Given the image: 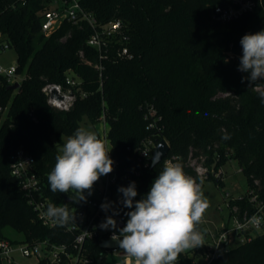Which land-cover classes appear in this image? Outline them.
Listing matches in <instances>:
<instances>
[{"label":"trees","instance_id":"16d2710c","mask_svg":"<svg viewBox=\"0 0 264 264\" xmlns=\"http://www.w3.org/2000/svg\"><path fill=\"white\" fill-rule=\"evenodd\" d=\"M82 3L100 24L122 20L128 35V40L122 35L111 40L102 71L97 67L99 52L88 43L93 28L87 21H65L46 36L41 32V16L47 0L25 4L0 0V29L17 51L18 71L29 74L18 89H9L0 74V106L5 108L0 114V240L9 238L3 229L10 226L23 232L29 242L49 238L71 246L74 233L67 225L51 228L38 219L21 179L12 173L11 156L21 147L32 154L42 199L47 205L67 204L74 214L86 202L75 203L74 190L53 193L47 176L55 166L62 136H71L82 127L85 116L96 123L104 112L113 155L120 161V173L127 175L114 184L115 190L134 181L135 200L148 193L165 160L152 167L151 155L140 159L139 151L147 140L158 144L165 138L170 144L167 157L175 155L186 175L198 182L202 178V187L210 178L222 185V174L216 176L212 170L237 160L248 190L230 200L231 214L242 216L253 212L258 202L264 203V102L260 95L264 79L250 83L242 80L248 73L238 70L241 38L264 30V0L254 11L230 22L213 17L214 7L222 0ZM125 45L132 57L119 56ZM68 74L81 80L87 95L62 111L48 103L43 86L66 84ZM152 107L155 115L150 114ZM225 135L230 139H223ZM193 159L208 167L207 176L197 174ZM121 209L123 214L131 210L122 205ZM204 227L203 223L197 226L202 233ZM87 252L95 259H106L98 241L91 242ZM211 264H264V231L229 248Z\"/></svg>","mask_w":264,"mask_h":264},{"label":"built area","instance_id":"2783aa9c","mask_svg":"<svg viewBox=\"0 0 264 264\" xmlns=\"http://www.w3.org/2000/svg\"><path fill=\"white\" fill-rule=\"evenodd\" d=\"M224 3H218L213 9V17L222 22H230L235 20L245 13L254 11L258 5L263 3V0H222ZM21 4H25L27 0H18ZM16 4H13L15 6ZM65 21H70L74 24H80L82 21H87L93 28V32L88 39L89 45L96 48L99 52L100 60L97 67L100 71L104 69L103 59L107 57L109 44L118 35H122L123 39L128 40V35L124 33V23L117 19L104 24H100L94 14L88 11L82 3V0H47L46 9L43 10L41 16V32L46 36L51 35ZM12 48V43L7 34L0 29V51L5 52ZM120 57H132L128 46H123L119 49ZM19 63L11 65L0 64V74L4 75L9 84L16 82L22 83L29 74L18 71ZM81 80L73 74L66 76V84L63 82H47L43 86V91L47 96L48 103L62 111L70 110L79 96L85 97L87 93L81 88ZM5 108L0 106V114L4 113ZM150 114L155 115L156 110L150 108ZM100 120H103L105 128L102 133H97V136L104 140L106 148L110 151L109 156L114 161L113 171L105 176L101 182L100 195L86 201L83 208H75L76 220L68 224L66 229L74 233V240L71 246L66 242H55L49 238L29 242L26 240L12 241L9 238L0 240V262L3 264L17 263L16 254L21 253L24 256L36 257V262L33 264H97L98 259L88 254L91 242L98 241L101 246L103 241H115L111 237L114 233L117 235L118 229L124 227L128 217L121 210V194L113 188L114 184L121 178L127 177L126 174H121L119 171L120 161L113 155V147L108 136V123L106 121L105 112ZM107 125V126H106ZM150 126H153L151 124ZM157 144L149 139L144 143V146L139 151V158L152 156V149ZM177 157H166L164 160L176 161ZM191 165L195 168L197 174L205 177L209 173V169L202 162L196 159L191 161ZM12 173L21 179L22 189L29 197L30 204L33 205L37 212L38 219L45 225L51 228L57 227L46 216L47 204L42 199V185L36 172L34 171V157L24 148L17 149L11 156ZM216 176L223 175L222 169L219 171L212 170ZM198 182V181H197ZM199 183V182H198ZM252 200H256L253 197ZM105 202H113V206L117 210H121L119 215L113 218L117 221V229H101L99 225L104 222L106 216H111L112 211L105 212L101 209V204ZM257 214L264 217V203L258 202L253 212H245L242 216L236 213H230V218L227 222L219 225L214 232H203L204 245L196 249H189L181 253L176 261V264H201L198 260L200 255L205 261L204 264H211L222 253L229 250L228 245L231 242V234L234 233L242 242L250 241L257 232L264 230V221H262L259 229L248 224L249 218ZM105 256L109 253L122 257V260L116 264H134V259L126 256L123 249L119 248V243L115 247H104ZM105 261V260H104ZM104 261L102 264H104Z\"/></svg>","mask_w":264,"mask_h":264},{"label":"clouds","instance_id":"9594fccd","mask_svg":"<svg viewBox=\"0 0 264 264\" xmlns=\"http://www.w3.org/2000/svg\"><path fill=\"white\" fill-rule=\"evenodd\" d=\"M240 45L242 56L238 70L248 73L242 80L255 83L264 79V30L245 34ZM260 95L264 102V93ZM222 138L230 139V136ZM109 152L105 141L95 132L78 127L58 150L55 166L47 176L50 190L53 193L74 190L75 203L86 202L85 191L91 195L93 185L113 171L114 161ZM154 163L158 164L159 159L155 158ZM202 184V178L198 183L197 179L186 175L177 159L164 161L162 171L140 200L134 199L138 195L134 181L127 187H118L117 191L122 194L119 203L131 210L124 213L127 222L111 239L118 241L119 248L134 259V264H176L181 253L204 245V235L197 228L209 208ZM101 209L111 210L112 215L106 216L99 227L117 229L113 217L122 209H115L113 202L102 203ZM44 216L61 227L76 220V214L70 212L67 204L49 203ZM262 221L264 217L253 214L248 224L259 229Z\"/></svg>","mask_w":264,"mask_h":264},{"label":"rangeland","instance_id":"374dc122","mask_svg":"<svg viewBox=\"0 0 264 264\" xmlns=\"http://www.w3.org/2000/svg\"><path fill=\"white\" fill-rule=\"evenodd\" d=\"M41 46V44H39ZM18 63L17 51L15 48H9L5 52L0 51V64L11 65ZM82 127L88 131L102 133L105 125L103 120H98L96 123L91 122L86 116L82 119ZM107 126V125H106ZM69 136L63 135L62 141L59 144V148ZM223 172V184L218 185L214 178L206 179L202 187L205 197L209 202V208L204 213L202 223L204 224L205 232H214L216 228L224 222H227L230 218L229 202L231 199L241 196L248 190V180L243 171L241 170L237 160L230 159L222 167ZM105 176H102L94 185L92 194L88 195L87 190L84 195L88 199L98 197L100 195V189L102 187L101 182ZM264 231V230H263ZM3 233L13 239L21 241L25 239V234L7 226L3 229ZM242 243L234 233L231 234V242L228 248H233ZM17 263L11 264H33L36 262L34 256H24L21 253L16 254ZM122 260V257L109 253L104 261V264H116L117 261ZM198 260L201 264L205 261L199 255ZM8 264V263H7Z\"/></svg>","mask_w":264,"mask_h":264},{"label":"water","instance_id":"95a60500","mask_svg":"<svg viewBox=\"0 0 264 264\" xmlns=\"http://www.w3.org/2000/svg\"><path fill=\"white\" fill-rule=\"evenodd\" d=\"M20 87V83L16 82L14 84H10L8 86L9 89H18ZM170 151L169 142L163 138L160 142L155 146L153 155L151 156V166L154 167L162 162L168 155ZM155 158L159 159V163H154ZM118 245V241H103L102 246L104 247H115ZM102 259L98 261L97 264H102Z\"/></svg>","mask_w":264,"mask_h":264}]
</instances>
